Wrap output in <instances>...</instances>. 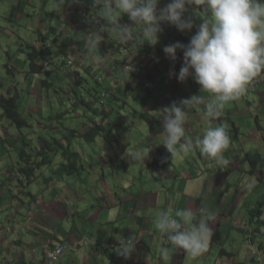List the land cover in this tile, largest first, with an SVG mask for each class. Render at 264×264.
I'll return each instance as SVG.
<instances>
[{
  "label": "crops",
  "instance_id": "0c3cea01",
  "mask_svg": "<svg viewBox=\"0 0 264 264\" xmlns=\"http://www.w3.org/2000/svg\"><path fill=\"white\" fill-rule=\"evenodd\" d=\"M1 1L0 23L5 20L2 24L16 27L14 22L27 17L28 13L36 15L37 20L31 29V45L40 44L42 36L50 37L52 24L64 31V27L73 29L69 32L75 37L73 49L76 53L81 43L89 44L86 34L91 32L90 29L81 28V23L76 22L81 19L79 7L88 0H69L77 6L76 10L65 6L68 0L63 10L62 6H57V0ZM169 2L160 0L159 7ZM90 13L100 19L96 6H90ZM203 13V6L190 7L189 15L194 21L190 32L182 33L170 23L162 24L163 31L155 46L146 43L142 28L133 26L136 39L128 43V47L136 50L137 65L140 64L133 75L113 66L106 52L100 50L103 45L118 42L110 34H103L99 49L92 52V65L103 75L100 89L106 93L105 103L123 113V122L113 125L110 131L92 143L73 141L80 154L76 173L61 177L54 168H48L33 182L37 187L29 189L28 184L23 188L18 185L23 177L13 170L16 169L17 157L12 159L3 156L2 152L0 264L36 261L40 245L63 242L67 249L58 264H264V254H252V249L259 252L264 249V243L254 244L251 236L253 224H256L252 210L258 207V201H263L264 193L258 192L256 176L250 174L252 179L248 180L247 170L237 166L241 156L236 149L237 139L243 137V142L247 143V134L241 129L249 127L252 120L258 128L252 134L261 135L260 146L264 148V125L260 123L258 114L259 111L264 112V83L258 90L246 91L239 99L227 103L219 118L210 119L205 115V108L212 94L201 89L191 77L184 82L176 79L183 63L182 51L177 50L175 61L163 52L165 46L176 42L186 45L203 22ZM116 15L121 13L117 11ZM121 18H126V15ZM17 33L21 41L20 31ZM20 44L16 50L24 59L21 50L26 46L23 49ZM4 49L10 52L5 46ZM96 55L102 56L100 63L94 61ZM8 56L6 52L5 58ZM118 58L121 57L118 55ZM23 63L21 61L20 66ZM27 77L31 78V75ZM192 97L185 106L186 134L195 141L202 138L209 127L223 125L231 139L229 147L218 157L204 156L194 149L183 158H172L160 144L163 126L157 111ZM51 100L52 97L46 99L48 102ZM38 101L34 97V103ZM44 135L46 131L37 134V140ZM145 146L151 147L145 166L133 163L129 154ZM163 155L166 158L158 170L152 163ZM35 174L39 176L40 170ZM55 174H58L57 180ZM50 182L51 185L48 184ZM20 187L24 192L31 191L33 196L26 197L24 192H19ZM15 190H18V195H15ZM259 209L264 211V204ZM161 210L170 211L173 216L177 211L190 210L197 223L207 219L213 234L216 230L219 232L217 236L222 246L211 241L207 251L197 257L177 248L155 228L157 213ZM129 237L137 242L134 251L125 258L117 250L119 241ZM106 244L115 246L105 249L103 245ZM162 246L168 249L166 257L161 255ZM39 264H44V259Z\"/></svg>",
  "mask_w": 264,
  "mask_h": 264
},
{
  "label": "clouds",
  "instance_id": "9594fccd",
  "mask_svg": "<svg viewBox=\"0 0 264 264\" xmlns=\"http://www.w3.org/2000/svg\"><path fill=\"white\" fill-rule=\"evenodd\" d=\"M74 2H78V0H74ZM65 3L66 0H57V6H62V10ZM159 4L160 0L84 1L81 7H79L81 10L80 27L90 29L91 32L86 34V39L89 44L81 43L79 50L83 51V46L86 45L90 47L88 52L98 50L104 39L103 34L108 33L115 37L118 42L111 45H103L100 50L106 52L105 55L113 66L133 75L138 71V67L140 66V64L137 65L139 59L135 52L136 50L129 49L128 47V43L134 42L136 39L133 26L142 28V34L147 37L146 43L150 46H155L159 42L160 33L163 31L162 24L170 23L182 33L190 32L194 27V21L191 15H189V9L193 5L203 6V22L199 24L195 34L190 37L189 42L186 45L176 42L163 48V52L172 61L176 60V52L178 49L183 53V63L178 75H176V79L179 82H184L191 77L201 89L207 90L212 94L211 101L205 108V115L210 119L219 118L224 106L229 102L239 99L246 91H256L261 87L264 81L256 89L251 90L248 88L249 84L255 78L264 73V0H170V2L162 8L159 7ZM65 6L71 10L77 9V6L73 5L72 1L69 0ZM90 6L97 7L99 18L103 20L104 23L100 24L101 20L90 13ZM117 11L121 13L120 16L116 15ZM125 15L126 18H121ZM128 21L131 23L128 24ZM63 33L64 31L61 30L53 36L54 38L55 35L60 34L61 38L63 37V39L70 41L69 58L66 59V63L61 69V72L66 76L63 79L61 77L55 79L52 77L54 81L53 86L58 84L56 89L60 91L61 104H64L67 99H63L62 92L64 90L62 87L65 84L68 85L66 91L67 95L72 86L74 88L76 87L73 83L72 86L69 85V81L76 76L75 69L77 59L76 50L73 49V42L75 40L74 35L69 36V33L66 35ZM43 42L44 39L40 41V44H35L33 46L38 47ZM48 45L53 48L49 37ZM88 52L84 55L80 53V58H84ZM118 55L121 58H118ZM93 59L95 62L100 63L103 58L100 55H96ZM42 61L43 68L48 69L49 61ZM53 66L54 69V63ZM91 66L92 69L96 70L93 65ZM96 73L98 74V82L101 83L103 81V75L98 72ZM35 74H42L44 76L37 82L39 89L47 91L48 89L44 86L47 84H43L44 82H42V80L46 78L45 72ZM25 78L29 79L27 75ZM22 82L24 81H21L19 84L21 85ZM99 90L101 91V100H104L106 93L100 88ZM62 99L63 102H61ZM191 99H193V97L182 100L179 104L173 102L169 106H165L157 111L163 126V140L160 144H163L172 158H183L194 149H198L204 156L213 158L218 157L229 147L231 139L229 132L223 125H220L215 128L209 127L203 137L197 138L195 141L189 137L185 129L187 121L185 106ZM29 100L31 101V98ZM42 111L45 113V116L39 113L41 114L39 117L41 119L43 118V121L38 122L37 120H32L33 122L28 126L34 136H25L28 139H32L34 146H36V135L39 134L40 130L42 132L44 126L49 125L50 128L53 129L52 132L55 130L58 134H52V132H50L40 137L37 141L44 138L49 139L50 136H57L59 135V131L62 130L60 125L50 120L49 117L51 114L48 107L47 113L45 112V106ZM34 113L38 114L36 110H34ZM0 119H6L2 115L1 108ZM8 123L10 126L12 125L9 121ZM34 124L36 127H34ZM37 127H39V129H37ZM21 136L24 135L12 137V139H14L16 143L17 139ZM33 137L35 140H33ZM23 141L24 139L22 138V142ZM5 142L11 143L12 141H9L5 136H0V148L2 152L6 149V147L3 146ZM26 143V146H32V142H24V144ZM150 150L151 147L149 146L134 150L129 154V158L133 163H142L145 166V159L148 157ZM154 161L159 164L157 169L160 170L162 156H159ZM45 170L46 168H41L40 173L42 174ZM248 173L253 175L251 172ZM22 177V182L25 184L26 180L24 176ZM34 177H36V174H34ZM39 177L40 175L36 178ZM27 185L28 184L22 187L25 188ZM21 190L20 192H22ZM24 195L26 197L29 196L26 192H24ZM177 217L179 219H177ZM210 218L211 217H209V219ZM194 221H196V216L190 210L177 211L175 216H173L170 211L161 210L157 213L155 228L163 233L171 244L175 245L177 248L183 249L191 254V256L197 257L207 251L213 231L207 219L200 220L198 223ZM258 232L261 233V230L259 229ZM251 236L253 240V230ZM136 242L137 240L132 237L127 239L123 238L122 241H119L118 254L128 258L134 251ZM44 244L52 246L57 245L51 243ZM58 244L66 243L63 242ZM114 246L115 244H106L103 245V248L110 249ZM160 251L162 256L166 257L168 255L167 248L162 246ZM253 251L254 249H252V254L255 255ZM45 262H47L46 259ZM258 262L261 263V260H258Z\"/></svg>",
  "mask_w": 264,
  "mask_h": 264
},
{
  "label": "trees",
  "instance_id": "16d2710c",
  "mask_svg": "<svg viewBox=\"0 0 264 264\" xmlns=\"http://www.w3.org/2000/svg\"><path fill=\"white\" fill-rule=\"evenodd\" d=\"M76 22L81 23L80 19H77ZM50 42L53 48L48 45V38L44 39V42L38 47L29 43L24 44L26 49L23 50L25 56L21 69H24L26 75L45 72L46 78L42 82L47 84L44 86L48 90L43 93V96L45 99L53 97V100L47 101V107L51 114L49 118L60 125L62 130L59 131L60 136H50V139L40 140V146H26L27 143L23 144L21 137L17 139V142L21 144L16 154L18 161L16 173L24 176L26 180L24 184L22 179H19L18 185L21 184L20 186H25L31 180L33 181L36 178L34 177L35 172L41 170V168H46V170L54 168V172L61 175V177H63V174L72 175L76 173L79 167L80 154L73 141L85 140L92 143L104 132L110 131L113 125H120L123 122V113L115 110L110 103L106 104L104 100H101L99 88L100 85H103L98 82L96 70L92 69L90 59L92 52L90 51L82 59L80 58V51L76 53V76L69 81V85L72 86L73 83L76 87L72 86L68 93L69 98L66 99L64 104L60 103V91L53 86L52 77L54 79L57 77L65 78L66 75L61 72V69L66 63V59L69 58L70 41L62 39L59 34L55 35ZM42 60L49 61V66L54 63L55 68L44 69ZM13 70L14 68H8L6 72L15 77ZM24 76L22 70L14 83L7 88H3L5 94H1L2 89H0L2 115L18 129L28 128L29 123L19 112V108H23L21 102H18L19 94L13 92L10 88L14 84L20 85L19 83ZM2 85L0 83V87ZM19 93L20 97L23 98L20 90ZM27 101L31 107L29 99L24 101V107L29 110L30 107L25 104ZM106 106L108 108H105ZM45 112L47 113V110ZM24 146L27 147L26 150ZM0 155H2V151H0ZM164 158L166 157L163 155L162 161ZM244 159L248 161V171L256 176L257 185L264 189V148L263 153L247 151L246 155L244 154ZM48 181L49 179H47ZM21 191L23 192V190ZM25 192L29 196H33L31 191ZM262 204H264V201H258V207L252 210L255 222L258 224V230L261 223H263V220H261L263 211L259 209ZM217 235H219V232L216 230L212 238ZM165 238L167 239L166 236Z\"/></svg>",
  "mask_w": 264,
  "mask_h": 264
},
{
  "label": "rangeland",
  "instance_id": "374dc122",
  "mask_svg": "<svg viewBox=\"0 0 264 264\" xmlns=\"http://www.w3.org/2000/svg\"><path fill=\"white\" fill-rule=\"evenodd\" d=\"M6 2H9V1L6 0ZM2 6H3V4H2V1L0 0V7H2ZM28 14L29 15L27 17H25V18H23L21 20H17V21L14 22L16 27L15 26H13V27L7 26L8 23L7 24H2V23L5 22V20H3L2 23H0V83L3 84L2 87H0V89H2L1 94H5L6 93L5 90H3V88H7L12 83H14V80H17L18 75L23 70V69H21L20 62L24 61V59H23L22 55L19 56V53L16 50V48L19 49V43L22 44L21 47L24 49V44H26V43L30 44L31 42H33L32 41V37L33 36H32L31 29L34 26V23L37 20V17L33 13H28ZM64 28H65V31H64L63 28L59 29L55 24H52L51 27H50V37H49V39L52 40L54 34L57 33L59 30H63L64 31L63 34H65V35L67 33H69V36L73 35L72 33H70L71 31H73V29L71 27L69 28V30L66 27H64ZM17 30H19L20 33H21V35H20L21 38H22L21 41L18 40L19 35L16 36V34H18ZM46 38H48V37H46V36L40 37L41 40L46 39ZM62 39H63V37H62ZM18 41H19V43H18ZM15 42H17V46L15 45ZM4 46H5V48H9L10 52L5 50ZM89 49H90L89 45H86V46H83V51H80V50L79 51H80L81 55H84V54H86L88 52ZM21 51H23V50H21ZM6 52L8 53L9 56L5 58ZM15 58H17V60H15ZM90 59H91V65H92V56L90 57ZM11 66H12V68H14L13 74H14L15 77H13L11 73L8 74L6 72L8 68L12 69ZM53 67H54L53 65H50L48 67V69H51ZM23 74H24V70H23ZM43 77L44 76L42 74H34L31 77V80H30V78L27 79L24 76L21 79V81H24V82L21 83V85H15L14 84L10 88V90H12L13 92H16V93L19 94L18 102L19 103L21 102L22 107H23L22 109L19 108V112H20L21 116L28 121L29 124H31V122H33L32 120H37L38 122H42L43 121V118L41 119L39 117V116H41V114H39V113H42V115L45 116V113H43V111H42L43 107L46 105V101H45V98L43 96L44 91L39 89V85H38V82H39L40 78H43ZM54 87L55 88L58 87V84H56V86H54ZM67 88H68L67 84H65L62 87V89L64 90L62 92L63 99L64 98H69V96L66 93ZM19 90L21 91V94L23 95V98L20 97ZM30 94L32 95L31 97H30ZM39 95H41V96H39ZM29 97L31 98V101L29 100L30 103H31V108L29 110H27L24 107V101L26 99H28ZM34 97L38 98L39 101L37 103L33 102L34 101ZM63 99L61 100V102H63ZM40 100H42V101H40ZM25 104L29 106L28 101ZM34 110H36L38 114H35ZM258 114L260 116V123L264 125V117H263L264 112H263V110L259 111ZM34 127H36L35 124H34ZM257 129H258L257 126L254 124V122L252 120L251 121V125L249 127H244V129H241L242 133H246L247 134V136L245 138V139L248 138L247 139V143L243 142V140H244L243 137L236 140V149H237V152H239L240 156H241V158H240L241 160L239 159L237 166L239 167V169L244 167L247 170V172H249L248 171V161L243 158V155L244 154L246 155L247 151H251V152L256 151V152L263 153V149L260 146V144H261V137L260 136L261 135H259V134L258 135H253L252 134ZM52 130L53 129L50 128L49 125H46L42 129V132L46 131V135H47L48 133L52 132ZM42 132L39 131V133H42ZM115 132L116 131L113 130V133H115ZM52 134H58V132H56L54 130L52 132ZM19 135L34 136V134L31 133V130L29 128L18 129V128H16L13 125L10 126L6 119H0V136H2V137L5 136V138L7 137L9 141H12L11 143L5 142L4 143L5 145L2 144L3 146L6 147V149L3 151L4 152L3 156H10L12 159H14V157H17L16 154H17V152L20 149V144L21 143H19V142L15 143L14 139H12V137H17ZM262 136H264V131L262 132ZM21 137L24 139V141L22 142L23 144H24V142H32V146H34V142L31 141L32 140L31 138H29L30 139L29 140L25 136H21ZM4 141H6V140H4ZM40 144L41 143L37 142V140L35 141V145L36 146H40ZM24 149L26 150L27 147L24 146ZM97 149H101V148L98 147ZM198 164L202 165V166H205L202 163L200 164V162ZM86 165H89V164L86 163ZM153 165H154V168H158L159 167V164L156 161H154ZM17 167H18V161L16 163V169H13V168L12 169L16 171ZM247 174L249 175L248 176V180L251 181L252 176L249 173H247ZM57 175L58 174H55V179L57 178ZM67 176H70V175H66L65 174V177H67ZM35 180L36 179H34L33 181L32 180L30 181L29 189L32 188V187H37V184L33 185V182ZM3 181L6 182L7 179H3ZM15 181H18V178H16ZM48 184L51 185V182L48 183ZM254 185H255V182L253 181V185L252 186H254ZM257 188H258V192L264 193V189L262 187L257 185ZM19 192H20V190H19ZM15 195H18V190H15ZM263 200H264V197H263ZM261 220H263V223H261V225L259 226V229L261 230V233L258 232V229H257L258 228V224H253V234H254L253 242H254V244H258L259 242H263L264 243V211L262 213ZM211 241L213 243H215V245H217L219 247L222 246V241L220 240V238L218 236L211 238ZM226 241H227V239L224 241V243ZM260 252H261V254H260ZM260 252L256 248L253 251V253L255 255H262L263 256L264 249L261 248ZM36 257H37V259H36L37 262L32 260L31 262L28 261V262H26L24 264H39V263H43L44 257H43V255H41V253L37 252L36 253ZM44 264H47V262H45V259H44Z\"/></svg>",
  "mask_w": 264,
  "mask_h": 264
},
{
  "label": "built area",
  "instance_id": "2783aa9c",
  "mask_svg": "<svg viewBox=\"0 0 264 264\" xmlns=\"http://www.w3.org/2000/svg\"><path fill=\"white\" fill-rule=\"evenodd\" d=\"M70 63V61H69ZM264 81V73L255 78L248 86L249 89H256ZM67 245L66 244H57L49 245L43 244L39 247V253L44 256L48 264L59 263L62 254L64 253ZM62 264V263H61Z\"/></svg>",
  "mask_w": 264,
  "mask_h": 264
}]
</instances>
